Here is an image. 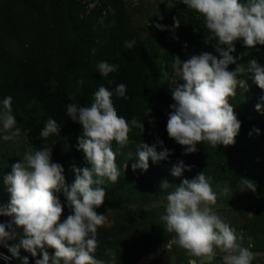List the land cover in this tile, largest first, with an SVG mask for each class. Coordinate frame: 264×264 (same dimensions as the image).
<instances>
[{"label":"clouds","instance_id":"9594fccd","mask_svg":"<svg viewBox=\"0 0 264 264\" xmlns=\"http://www.w3.org/2000/svg\"><path fill=\"white\" fill-rule=\"evenodd\" d=\"M182 3L203 19L208 34L205 43L214 41L217 54L202 52L183 62L173 57L172 68L182 82L169 85L175 103L170 106L172 112L166 131L169 138L183 147L185 154H191L202 143L215 149L233 145L241 125L229 98L236 96L237 89L246 92L249 80L264 90V66L255 59L245 66L237 63L239 57L233 56L237 41L247 49L264 45V0H182ZM154 26L160 31L166 30L163 25ZM174 26L178 27L179 23L174 22ZM135 44V38L124 41L128 49ZM230 65H235V69L230 71ZM118 68L119 65L103 60L96 64L103 78ZM126 91L123 83L112 91L101 85L94 92L90 106L76 103L66 106V115L82 128L77 150L89 165L72 166L75 179L71 185L66 184L64 168L52 161V149L47 144L40 150L26 151L12 165L11 172L3 175L9 202L0 206V216L11 218L10 223H0V247L11 254V257L0 254L6 264L10 258H16L19 264H29L27 257H21V250L33 258L39 253L35 264H106L94 255L97 229L107 220L96 209L104 203L103 186L106 182L116 183L120 176L112 143L124 148L132 128H139L142 133L144 127L142 121H126L118 115L112 97L115 94L126 99ZM259 101L255 106L258 112L264 109V94ZM11 102V96L0 100V140L14 142L21 135V129ZM254 131L259 134L258 129ZM59 134V125L51 117L39 132L44 140ZM157 143L163 149L162 141ZM168 155L167 149L157 153L155 144L141 142L136 148L137 160L132 169L146 171L149 160L157 163ZM185 170L188 169L180 161L173 166L171 175L180 177ZM238 183L241 191L255 193L254 182L241 179ZM170 187L166 181L161 184V190ZM222 191L226 195L234 192L227 186ZM59 193H63L71 209L63 221L60 219L62 205L56 195ZM165 199V211L160 217L164 230L174 234L172 243L195 258L189 264H212L217 252L223 253L221 264H252L251 245L242 246L235 229L215 212L217 193L204 172L192 180L184 179ZM48 249L54 250L51 256ZM106 254L110 257L107 264H115V253L106 250Z\"/></svg>","mask_w":264,"mask_h":264},{"label":"trees","instance_id":"16d2710c","mask_svg":"<svg viewBox=\"0 0 264 264\" xmlns=\"http://www.w3.org/2000/svg\"><path fill=\"white\" fill-rule=\"evenodd\" d=\"M100 3L98 8L80 18L82 6L77 0H0V100L11 96L12 112L27 144H52L71 134H82L81 126L66 115V106L70 103L90 106L99 86L112 91L121 83L126 85L127 98L115 94L112 97L118 115L126 121H142L144 126L142 133L139 128H132L129 141L139 145L141 142L147 144L155 137H168L166 126L172 112L170 106L175 103L169 87L172 83L168 79L174 70L173 57H179L183 62L198 55L203 19L184 5L179 14L165 12L156 23L166 30L160 31L151 23L146 36L141 39L134 32L123 0H100ZM104 11L110 12L103 15ZM98 19H102L101 24ZM174 22L179 26L175 27ZM134 38V47L125 48L124 41ZM235 44L247 49L239 41ZM252 50L261 53L259 64L264 66V45H257ZM101 60L119 65L118 70L107 78L101 77L96 70V64ZM180 82L178 78L176 83ZM262 94L264 90L252 83L237 100L238 107H234L233 97L229 98L241 125L233 145L215 149L202 143L197 145L195 153L185 154L183 147L176 143L165 148L169 152L166 159L149 162L146 171H127V188L134 198L140 202L164 200L167 193L184 179L192 180L201 172L214 185L227 183L240 187L241 179L252 181L260 199L252 216L245 220L243 239L246 245H253L254 252L264 254V114L247 106L249 100H258ZM50 117L59 125L60 134L44 140L39 132ZM112 145L115 163L121 173L123 161L129 159L128 144L120 148L113 141ZM180 161L188 170L180 177H174L171 170ZM221 169L224 170L222 173ZM6 174L9 172L0 170V206L9 202V193L3 185ZM165 181L171 187L161 190ZM107 191L109 197L125 192L113 186ZM56 195L62 197V193ZM119 211L133 221L126 208L119 206ZM242 216L246 218L244 214ZM135 237L146 242L138 252L141 257L165 242V239L152 242L144 237V230ZM96 240L99 253L106 250L115 253L116 264H134L137 260L131 259L133 255L123 260L125 248L135 245L129 237L123 238L118 246L98 236ZM53 251L48 249L50 253ZM219 260L222 261V255ZM8 264L19 262L13 258Z\"/></svg>","mask_w":264,"mask_h":264},{"label":"rangeland","instance_id":"374dc122","mask_svg":"<svg viewBox=\"0 0 264 264\" xmlns=\"http://www.w3.org/2000/svg\"><path fill=\"white\" fill-rule=\"evenodd\" d=\"M82 6L80 10V18L88 15L91 11L100 6V0H77ZM124 7L130 18L134 32L139 38L143 39L147 33V27L149 24H156L159 19H161L165 12L169 14H179L185 4L182 0H123ZM186 6V5H185ZM110 11H104L102 14H106ZM98 23H102V19H98ZM207 30L204 28L202 30V41L199 45L198 55L202 52H208L213 55H217L214 51V41L205 43L207 38ZM161 53V48H157ZM246 53V55H245ZM234 57H239L237 63L247 65V62L251 59H255L258 63L261 59V53L258 50L243 49L235 44ZM235 65H230L229 70H234ZM179 75L175 70L172 74L168 76L170 83H176ZM246 78V77H242ZM252 82L248 81V88L251 86ZM244 91L237 89V94L234 99V107H238L237 100L241 98V94ZM259 99L249 100L248 108L256 110V104L259 103ZM230 105L232 104L229 101ZM232 106V105H231ZM264 114V109L260 111ZM82 134H71L69 136L63 137L56 143L47 144L52 149V161L59 163L64 168V176L67 185H71L75 179V174L72 172V166L77 168L89 167L82 152L77 150L78 138ZM162 141L163 149L176 144V142L169 137H155L147 145H156L157 153L161 152L163 149L157 143ZM46 144H40L37 146H31L27 144L26 138L23 133L16 138L14 142L12 141H2L0 140V170L11 172L12 165L19 162L23 158L26 151L30 149L40 150ZM136 145L133 142L128 143L126 147L129 159H125L122 163L121 173L116 183L106 182L103 186L105 188V198L104 203L96 209L99 214H105L107 220L104 225L98 227L97 236L103 239V241L111 242L112 245L118 246L121 244L123 238L129 237L131 242L135 243L134 246H129L123 253V260L126 261L133 255L136 259L134 264H189L191 259L194 257L188 256L184 250L180 249L177 245L172 243V236L174 234L168 233L164 230V222L160 219L161 215L164 214L165 205L167 203L166 199L161 201H146L140 202L134 198L132 192L127 188L129 181L126 179L125 175L127 171H132V164L136 162ZM113 149V145H112ZM152 163L151 160H149ZM139 170V169H137ZM224 170H220L222 173ZM159 180H162L160 178ZM211 184V183H210ZM113 186V188H120L125 192L121 196H108V188ZM229 187L232 191L231 194H224L223 188ZM213 190L217 193L216 204L219 208L214 209L215 212L225 221L230 227L235 229L236 234L241 238L240 243L244 247L246 245L243 239L244 224L245 220L250 218L259 205L260 195H256L251 191H241L240 187H233L231 184L223 183L214 185L211 184ZM62 205V215L61 221L65 219L69 214H71V209L66 205V199L62 193V197L59 198ZM119 206L126 208L132 214L133 221H130L123 212L119 211ZM242 214L246 218H243ZM10 217L0 218V223L7 224ZM144 230V237L149 238L152 242L157 240H164V244L153 250L151 253L141 257L138 252L142 250V245L146 242L142 239L138 240L135 235L138 232ZM96 236V237H97ZM253 245H251L250 250L254 253V258L252 264H263L264 254L259 252H254ZM0 250L2 248L0 247ZM3 251V250H2ZM6 252V251H4ZM54 252V251H53ZM8 253V252H6ZM9 254V253H8ZM11 255V254H9ZM27 257L29 264H35V259H39L40 255L37 254L36 258H33L30 253L21 250V257ZM51 256L52 253L49 252ZM95 257L100 260H104L107 264L110 257L105 253H99V250H95ZM223 253L217 252L214 257L212 264H221L222 261L219 260V256ZM141 257V258H140ZM116 264V263H115Z\"/></svg>","mask_w":264,"mask_h":264},{"label":"built area","instance_id":"2783aa9c","mask_svg":"<svg viewBox=\"0 0 264 264\" xmlns=\"http://www.w3.org/2000/svg\"><path fill=\"white\" fill-rule=\"evenodd\" d=\"M0 254H3V255L11 257V255H9L8 253H6V252H4L2 250H0ZM12 261H13V258H10L9 261L7 262V264L11 263ZM0 264H6V262L2 258H0Z\"/></svg>","mask_w":264,"mask_h":264},{"label":"water","instance_id":"95a60500","mask_svg":"<svg viewBox=\"0 0 264 264\" xmlns=\"http://www.w3.org/2000/svg\"><path fill=\"white\" fill-rule=\"evenodd\" d=\"M213 208H214V209H217V208H219V205L215 204V205L213 206Z\"/></svg>","mask_w":264,"mask_h":264}]
</instances>
